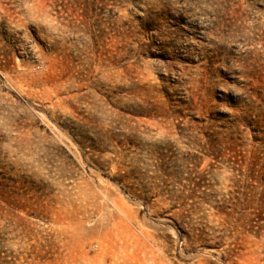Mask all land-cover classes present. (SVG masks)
Returning <instances> with one entry per match:
<instances>
[{"label":"rangeland","instance_id":"374dc122","mask_svg":"<svg viewBox=\"0 0 264 264\" xmlns=\"http://www.w3.org/2000/svg\"><path fill=\"white\" fill-rule=\"evenodd\" d=\"M0 264H264V0H0Z\"/></svg>","mask_w":264,"mask_h":264}]
</instances>
